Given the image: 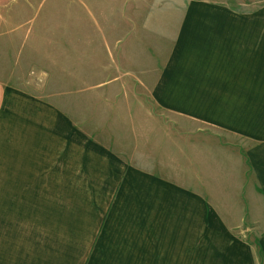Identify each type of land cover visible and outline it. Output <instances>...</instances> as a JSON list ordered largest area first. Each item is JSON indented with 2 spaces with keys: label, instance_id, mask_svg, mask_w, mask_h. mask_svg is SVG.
<instances>
[{
  "label": "crops",
  "instance_id": "crops-1",
  "mask_svg": "<svg viewBox=\"0 0 264 264\" xmlns=\"http://www.w3.org/2000/svg\"><path fill=\"white\" fill-rule=\"evenodd\" d=\"M177 16L171 37L149 26L144 49L171 45L164 60L147 50L155 83L134 95L149 96L154 131L128 154L65 104L0 79V264H29V205L58 222L77 264H264V7L192 1ZM121 74L102 81H123L117 97L146 81Z\"/></svg>",
  "mask_w": 264,
  "mask_h": 264
},
{
  "label": "rangeland",
  "instance_id": "rangeland-1",
  "mask_svg": "<svg viewBox=\"0 0 264 264\" xmlns=\"http://www.w3.org/2000/svg\"><path fill=\"white\" fill-rule=\"evenodd\" d=\"M192 1L234 9L264 7V0H0V79L65 104L83 126L92 124L98 135L104 134V142L128 154L137 149L138 133L144 144L151 142L154 131L146 125L156 119L144 106L149 96L134 95L136 90L137 94L151 90L155 83L157 72L143 69V63L153 68L154 58L147 50L164 60L171 45L162 39L156 41L159 48L144 49L155 43L154 28L149 26L170 36L173 21L181 19L174 15ZM157 15L158 24L148 22L149 16ZM127 71L146 81L134 86L127 82L123 94L127 97H117L123 81L110 82L106 88L103 78ZM175 119L185 122L183 117ZM211 179L217 185V178ZM29 218L27 237H19V246L28 252L19 255L29 256V264H77L83 253L73 249L76 245L65 234L55 235L52 227L58 222L47 220L41 205H29ZM77 218L65 222L72 229L73 223L74 228L80 226Z\"/></svg>",
  "mask_w": 264,
  "mask_h": 264
}]
</instances>
